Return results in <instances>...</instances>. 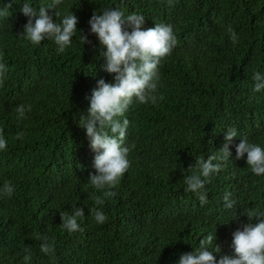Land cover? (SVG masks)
Masks as SVG:
<instances>
[{
    "label": "trees",
    "instance_id": "1",
    "mask_svg": "<svg viewBox=\"0 0 264 264\" xmlns=\"http://www.w3.org/2000/svg\"><path fill=\"white\" fill-rule=\"evenodd\" d=\"M10 0H0V7ZM29 2L37 10L51 0H15L7 17H0V56L8 67L0 86V129L7 149L0 151V188L11 181V197L0 193V264H179L194 253L208 234L220 252L217 261L233 255V232L248 224L249 210L264 213V175L236 159V146L247 138L264 148V89L253 92V74L264 75V0H61L62 18L74 13L77 32L63 53L54 41L34 45L19 37L27 17L20 11ZM118 8L125 18L145 17L142 30L155 23L173 26L178 44L159 66L156 104L135 99L123 117L130 123L125 146L129 169L105 198L89 183L95 174L86 130L87 116L98 81L114 82L89 20L94 12ZM54 22L55 15L53 13ZM231 25L238 41L226 29ZM126 30L131 31L126 25ZM91 43H86L80 34ZM31 105L25 118L14 109ZM228 127L238 135L229 146L231 157L206 183L207 202L186 192L184 176L196 157L216 154L226 143ZM23 132L22 139H15ZM134 145V147H133ZM235 202L225 208L224 195ZM84 209L82 231L63 229L61 213ZM104 212L97 223L90 209ZM259 218L251 223L256 224ZM54 243V253L40 250L42 240ZM211 247H215V239Z\"/></svg>",
    "mask_w": 264,
    "mask_h": 264
},
{
    "label": "clouds",
    "instance_id": "2",
    "mask_svg": "<svg viewBox=\"0 0 264 264\" xmlns=\"http://www.w3.org/2000/svg\"><path fill=\"white\" fill-rule=\"evenodd\" d=\"M15 0H10L6 6L0 7V17H7L9 9ZM61 0H51L47 5H41L37 10L31 3L25 2L20 11L27 17L24 31L19 37L26 39L34 45H39L43 40L48 39L55 42L58 52L63 53L65 48L71 44L74 34L77 32L78 19L72 12L65 15L57 23L56 18L60 13L56 11ZM53 13L55 15V22ZM145 17L132 13L126 18L123 11L118 8H110L98 14L94 12L89 20L91 34L97 36L103 49L101 55L106 61L103 70L114 76L113 83H107L104 79L98 81L97 87L93 89L88 97L90 107L88 115L80 116L79 127L86 130L90 141L91 149L96 153L94 157L95 174H90L89 183L102 196H95L97 205H102L105 198H112L116 195L110 189L114 188L120 178L130 167L128 159L130 149L125 146L126 132L130 121L124 118L121 122L119 117H123L134 99L140 104L151 102L156 104L159 85V66L161 61L172 54L177 46L178 40L174 34L172 25L155 23V26L142 30ZM126 25L131 31L126 30ZM231 41L235 44L238 36L231 25L226 29ZM86 43H91L87 37L79 33ZM3 57L0 56V61ZM8 67L4 62H0V86L3 85ZM255 81L253 92H260L264 89V75L260 72L253 74ZM19 119L25 118L26 111H31V105H19L14 109ZM238 132L235 127H228L225 133L226 143L216 154L209 155L206 159L203 155L196 157L195 163L187 169L190 175L184 176L185 191L197 193L201 205L205 204L208 195L205 191L206 183L210 182L213 173L221 171L231 157L229 146L237 138ZM23 132L17 134L15 139H22ZM134 147V145H133ZM7 149V140L0 129V151ZM247 156V165L251 172L256 175H264V148L255 143H250L247 138H241L236 146V159H244ZM14 186L11 181H5L0 193L11 197ZM230 193H225L224 206L227 209L234 207V201L230 198ZM94 220L103 224L107 216L97 208L89 210ZM85 212L83 208L73 207L72 214L61 213L63 229L69 233L82 231L78 224V218H83ZM249 223L243 225L241 229L233 232L232 247L233 255H223L219 261L212 252H220V247L216 244L215 237L208 234L199 242V249L194 253H184L181 255L179 264H264V213L257 210H249L247 215ZM259 218L256 224L251 223L253 219ZM36 240H42L40 250L45 254L54 253V241L48 242L47 237H42L39 233H34ZM215 239V247H211ZM25 264L31 260L30 248L24 249Z\"/></svg>",
    "mask_w": 264,
    "mask_h": 264
}]
</instances>
